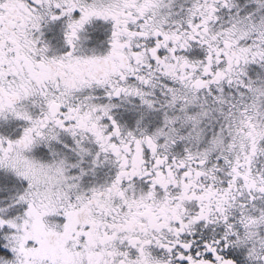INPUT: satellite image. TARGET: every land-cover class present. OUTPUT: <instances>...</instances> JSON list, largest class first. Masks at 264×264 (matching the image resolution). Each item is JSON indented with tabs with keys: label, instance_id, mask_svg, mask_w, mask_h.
<instances>
[{
	"label": "snow or ice",
	"instance_id": "1",
	"mask_svg": "<svg viewBox=\"0 0 264 264\" xmlns=\"http://www.w3.org/2000/svg\"><path fill=\"white\" fill-rule=\"evenodd\" d=\"M0 264H264V0H0Z\"/></svg>",
	"mask_w": 264,
	"mask_h": 264
}]
</instances>
